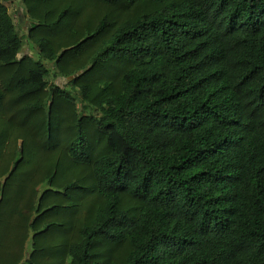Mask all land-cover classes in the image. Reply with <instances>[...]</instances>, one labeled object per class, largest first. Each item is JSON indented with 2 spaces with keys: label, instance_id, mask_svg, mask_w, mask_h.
I'll return each instance as SVG.
<instances>
[{
  "label": "trees",
  "instance_id": "1",
  "mask_svg": "<svg viewBox=\"0 0 264 264\" xmlns=\"http://www.w3.org/2000/svg\"><path fill=\"white\" fill-rule=\"evenodd\" d=\"M20 3L0 264H264V0Z\"/></svg>",
  "mask_w": 264,
  "mask_h": 264
},
{
  "label": "rangeland",
  "instance_id": "2",
  "mask_svg": "<svg viewBox=\"0 0 264 264\" xmlns=\"http://www.w3.org/2000/svg\"><path fill=\"white\" fill-rule=\"evenodd\" d=\"M5 5H7L10 14L13 16L14 22L18 25V31L20 34L27 33V27L30 25V22L27 18V15L24 13L23 6L20 3V0H4ZM23 54H28L34 59H39V55L37 53L36 46L33 47L31 42L26 39L23 44L22 52L18 54V56H22ZM53 63L46 64L47 67H51ZM69 78H64L61 75L57 74L56 71L54 73L50 72L48 76L49 83L57 84L61 87L66 86L69 88L67 84Z\"/></svg>",
  "mask_w": 264,
  "mask_h": 264
}]
</instances>
